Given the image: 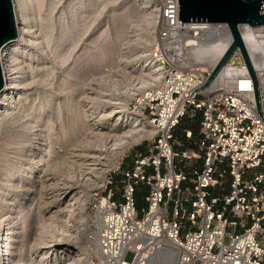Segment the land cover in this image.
Returning <instances> with one entry per match:
<instances>
[{"label": "built area", "instance_id": "1", "mask_svg": "<svg viewBox=\"0 0 264 264\" xmlns=\"http://www.w3.org/2000/svg\"><path fill=\"white\" fill-rule=\"evenodd\" d=\"M153 2L157 21L149 58L161 77L139 95L135 110L156 132L121 172L118 201L112 192L115 174L107 176L106 195L89 220L90 249L97 264H141L159 250L171 254L174 264H264V122L242 54L235 49L222 67L227 72L215 81L220 70L207 88L196 90L229 48V27L184 23L178 20V0ZM237 28L264 118V26ZM216 40L228 44L214 66L198 61V52ZM196 113L200 139L196 148H185L173 130ZM139 185L148 191L137 217Z\"/></svg>", "mask_w": 264, "mask_h": 264}, {"label": "rangeland", "instance_id": "2", "mask_svg": "<svg viewBox=\"0 0 264 264\" xmlns=\"http://www.w3.org/2000/svg\"><path fill=\"white\" fill-rule=\"evenodd\" d=\"M67 1L51 0L50 3L54 7V10L50 9L52 10L50 22L53 25V34L56 36L62 28L61 24H58L57 18ZM141 1L98 0L96 4L90 6L89 11L80 17L81 25L78 26V31L73 35V38L62 41L61 45L58 42L59 46L56 52L60 54L59 59L54 58L53 44L50 52L46 55V61L42 64L44 68L35 71L33 75H30V71L26 70L21 79L29 80H27L25 92L27 99L17 107L13 119L0 124V169L3 168L6 171L19 157L25 147V142L28 141L24 135L26 124L30 120L34 121V127L30 130V133H34L37 130L36 125L45 123L46 117H50L44 130L48 134V146H46L44 160L40 161L37 166L38 171L36 170L40 178L38 177V181L33 184L28 193L30 206L25 211L13 214L17 225L21 226L22 223L24 227L20 230V239L15 254L18 256L25 253L29 264H35V262L36 264H74L65 263L64 260L65 256L74 254L76 247L75 240L71 238V222L66 221L68 218L66 212L70 210L71 204V208L75 207L73 209L76 211V220L81 233L78 245H86L90 248L88 242L89 220L98 202L106 195L107 189L104 184L107 176L119 174L121 170L118 169V163L121 158L130 160L133 154L143 149L145 142L151 138L131 146L118 158L117 151L111 149V138L108 131L104 130L109 120L104 123L105 126L103 123L96 122L110 109L126 108L129 111H134L135 101L144 90H135L137 74L140 72L142 61L149 57L155 38L156 22L153 30L150 31L147 7L141 4ZM55 3L56 5H54ZM90 3L91 0H82L80 6H89ZM152 3H154L153 0ZM122 11H126L128 14H121ZM47 12L35 14L34 17L36 28H42L43 34L45 26L50 25L49 21L45 19ZM104 15L106 19L103 18ZM88 20L89 23L85 26L84 23ZM65 21V24L69 22V14L65 15ZM102 25L106 28V33L103 35L98 32ZM68 50L70 53H67ZM86 51L91 55L87 62L85 60L88 54ZM74 62L78 65L77 70L71 77L73 81L66 84ZM47 66L49 67L47 68ZM38 74H41V77ZM45 74L47 75L45 76ZM133 86L134 90H131ZM64 87L69 88L68 91L64 90ZM129 87L131 93L126 89ZM47 95L54 97L50 108L44 106L43 100ZM61 132L63 133L61 134ZM30 145L32 148L35 147L31 143ZM101 147L104 148L101 149ZM97 174L99 178H97ZM1 187L6 189L4 198L0 199V207L3 205L4 213L8 210L11 198H9V187L3 180L0 181ZM53 198H60V200L59 203L53 204L52 208L49 202ZM67 207L68 210H65ZM52 211H58L57 214L62 218L53 217L50 213ZM139 215L138 213L137 217ZM9 222L8 219L4 224ZM41 243H43L42 246ZM55 254L57 257L61 256L56 262L54 261ZM91 257L94 264H97L94 252H91ZM41 258L42 261H40ZM130 258L131 255L128 256V260Z\"/></svg>", "mask_w": 264, "mask_h": 264}, {"label": "bare ground", "instance_id": "3", "mask_svg": "<svg viewBox=\"0 0 264 264\" xmlns=\"http://www.w3.org/2000/svg\"><path fill=\"white\" fill-rule=\"evenodd\" d=\"M81 1L82 0H68L67 1L66 6L60 12L59 17L57 18L58 24H61L62 28L60 29L58 35L56 36L53 34V30H52L53 25L50 22V19H51L50 15L52 13V10H50V9L53 8V10H54V7H52V4H50L51 0H11L13 13H14L15 25H16V29H17V37L15 39L7 41L2 46V48L0 49V69H1L2 78H3V86L0 89V124H2L3 122H6L7 120L13 119V116L15 115L17 107L21 104V102L23 100L26 101V99H27V97L25 96V92H26L27 82L29 80L28 79H21V77L25 74L26 70L30 71V75H33V73L35 71L40 70L41 68H44V66L42 64H44L43 62L46 61V55L50 52V49H51L53 44H54V49H55V52H53V53H55L54 58L56 60L59 59L60 54L58 52H56L58 49V46H59L58 42H60V45H61L62 41L72 39L73 35L76 34L78 31V26L81 25L79 22V19L82 16V14L89 11L88 8L98 2V0H91V3L89 4V6L86 5L85 7H82V6H80V5H82ZM141 4H143L144 6L147 7L146 12H147V16H148V25H149L150 31H152L154 28L155 22H156V18H157V7L155 6L154 3H152V0H142ZM149 4H150V6L148 7ZM54 5H56V3ZM127 5H128V3H127ZM47 10H48V12H47ZM42 12H47L45 15V19H46V21L47 20L49 21L48 23H50V25L45 26L44 34L42 32V28H36V21L34 18L35 14L39 15V13H42ZM66 14H69V22L67 24H65L66 23V21H65V15ZM121 14L127 15L128 13L126 11H122ZM103 18L106 19V16L104 15ZM88 23H89V20L87 22H85L84 25L87 26ZM46 27H47V29H46ZM82 29L84 30V28H82ZM98 32H100V34L103 35L104 33H106V28H104L102 25V27L99 29ZM246 37H247V34H244V38H246ZM229 38L231 39V37H229ZM227 44H228V42H226L224 40H216V41L212 42L210 47H206L203 50H201L200 52H198V54H197L198 61H201V62L205 63L206 65L214 66V64L217 62V60L221 56L222 52L227 47ZM68 52L70 53V50H68L67 53ZM87 53L88 52L86 51V54ZM64 54H66V53H64ZM90 58H91V55L88 53L87 56L85 57L86 62L89 61ZM75 63L76 62H74V66L68 75L69 80L67 79L68 81L66 84H69L71 81H73V79L71 77L76 72L77 66H78L77 63L76 64ZM33 64H35V65H33ZM48 67L49 66H47V68ZM50 71H49V73H50ZM226 72H227L226 69H224V68L221 69V72H220L219 76H217L215 81L218 80L220 78V76H222ZM38 75L40 76L41 74H38ZM46 75L47 74H45V76ZM137 75H138V77H137L135 90L145 89L147 87H151V86L156 85L158 83V81L160 80L161 71H160L158 64L152 58L147 57L144 59V61H142L140 72ZM42 78H44V77L42 76ZM63 89L68 91L69 88L64 87ZM126 89L129 91L130 87L126 88ZM131 90H134V86H133V89H131ZM66 93H68V92H66ZM124 93H125V91H124ZM130 93H129V96L131 97ZM137 93H138V91H137ZM39 101H40V99H39ZM43 101L45 103L44 106L46 108H50L54 102V97L51 95H47ZM31 107H32V105H31ZM98 117H99V115H98ZM49 119H50V117L48 116V117H46L45 123H43V124L38 123L36 125L37 130L34 133H30V130L34 127L33 126L34 121L30 120L26 124V126H25L26 133L24 135H26L28 141L25 142V147H24L23 151L19 154V157L14 161V163H12V165H10V167L6 171H4L3 168L0 169V181L3 180L7 184V187H9V191H10L9 192L10 193L9 198H11L10 203L8 205V210L6 212L3 213V211H2L3 205H1V207H0V264H29L28 257L25 255V253H21L18 256L15 254V250L17 248L18 241L20 239V236H19L20 230L23 229L24 227H23L22 223L20 224L21 226L17 225V223L14 221L15 217L13 216V214L18 213L19 211H25L26 208L30 206V202L28 203V201H29V194L28 193H29L30 189L32 188L33 184L38 181V177L40 175L38 176V174L36 172L37 166H39L40 161L43 159V157L45 155V151H46V146H48L47 145V135L48 134L44 130H45V127H47L46 124L48 123L47 120H49ZM57 120H59V119H57ZM107 120H109V122H107V125L105 126L104 123ZM96 122L103 123V125L106 127V128H104V130L106 129V131H108V134L111 138V142H110L111 143L110 144L111 149L117 151L116 154L118 155V158L120 156H122L123 153L126 152L131 146L137 145L140 142H142L143 140H146L147 138L152 137L154 135V133L156 132V128L138 110L137 111L136 110L129 111L126 108H121V109L119 108V110L110 109L107 114H105L101 119H99ZM56 127L58 128V126H56ZM62 133L63 132H61V134ZM60 138H61V136H60ZM52 142H51V144H52ZM30 143L32 145H35V147L33 146L34 148H32ZM49 143H50V140H49ZM106 143H108V141ZM14 144H15V142H14ZM108 145H109V143H108ZM102 146H103V144H102ZM51 147H52V145H51ZM102 148H104V147H101V149ZM47 150H48V147H47ZM53 152H54V150H53ZM92 156H90V157H92ZM105 159H107V158H105ZM53 162H54V160H53ZM94 162L96 164L95 160H94ZM100 166H101V164H100ZM83 172H84V170H83ZM98 174H99V172H98ZM98 174H97V178H99ZM39 180H41V179H39ZM42 180H43V178H42ZM54 181H56V180H54ZM52 185H50V186H52ZM39 186H40V184H39ZM44 187H46V186H44ZM5 190L6 189L4 187L0 188V199L4 198ZM76 198H79V197H76ZM59 200H60V198H53L51 200V202H49L50 206L52 207L53 204H56V202H58ZM67 205H69V204H67ZM40 206H42V205H40ZM71 207H72V204H71ZM71 207L69 208L70 210H68V207H67V209H65V210H68L66 212L68 214V215L66 214L68 216L66 221L69 220V222H71V227H72L71 238L73 240H75L74 244L76 247H75V251H74L73 255L65 256V258L63 257L65 260V263L94 264L93 259L91 257V252L93 251V249H90L86 245H84V246L78 245V240L81 236V233H80V230H79V227L77 224V220H76V213H75L76 211H75V209H73L75 207L74 206H73V208H71ZM38 209H39V205H38ZM40 210H41V208H40ZM57 212L58 211H52L50 213L53 217H57L59 219L62 218L57 214ZM66 215L64 216L65 218H66ZM20 216H21V214H20ZM8 219L10 220V222L8 224H4L5 221H7ZM20 221H21V219H20ZM42 244L43 243H41V246H42ZM56 246H58V245H56ZM29 247H30V245H29ZM40 255H42V254H40ZM45 257H46V255H45ZM58 257H61V256H58ZM58 257L55 254V257H54L55 262L58 260ZM42 260L43 259L41 258L40 261H42ZM35 264H36V262H35ZM141 264H174V258L171 254L159 250V251L154 252L151 256L144 257L142 259Z\"/></svg>", "mask_w": 264, "mask_h": 264}, {"label": "water", "instance_id": "4", "mask_svg": "<svg viewBox=\"0 0 264 264\" xmlns=\"http://www.w3.org/2000/svg\"><path fill=\"white\" fill-rule=\"evenodd\" d=\"M178 20L184 23L209 22L228 25L232 42L211 71L205 84L196 90L207 88L234 50L238 48L253 82L257 114L264 122L259 105L258 83L237 28L239 24H248L251 27L264 26V0H178ZM16 37L17 29L11 0H0V49L7 41ZM2 86L3 78L0 69V89Z\"/></svg>", "mask_w": 264, "mask_h": 264}, {"label": "crops", "instance_id": "5", "mask_svg": "<svg viewBox=\"0 0 264 264\" xmlns=\"http://www.w3.org/2000/svg\"><path fill=\"white\" fill-rule=\"evenodd\" d=\"M200 121H201V114L196 113L193 117H184L180 121V123L176 126L173 130V137L176 140L181 141L184 143L185 148H196V144L200 139ZM185 132H190L191 138L186 139ZM182 150V149H178ZM201 165V161H198V166ZM131 168V159L130 160H123L122 164L120 165L121 172L126 169ZM121 172L119 174L114 175L115 185L112 187V192L114 193L113 199L118 201L120 199L121 188L122 185L121 181ZM148 188L144 185H139L136 189L135 193V201H136V208L138 213L140 214L141 209L145 207L144 198L147 194Z\"/></svg>", "mask_w": 264, "mask_h": 264}]
</instances>
